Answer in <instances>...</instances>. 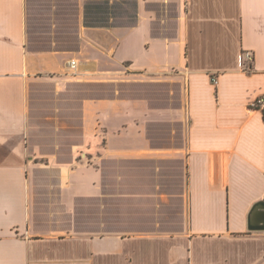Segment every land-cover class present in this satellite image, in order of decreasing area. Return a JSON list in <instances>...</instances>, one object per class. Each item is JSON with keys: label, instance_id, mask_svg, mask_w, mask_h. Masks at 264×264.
<instances>
[{"label": "crops", "instance_id": "1", "mask_svg": "<svg viewBox=\"0 0 264 264\" xmlns=\"http://www.w3.org/2000/svg\"><path fill=\"white\" fill-rule=\"evenodd\" d=\"M85 1L0 0V264H264V0H136L129 26L85 25ZM69 59L181 102L85 99L36 151L30 85L61 90Z\"/></svg>", "mask_w": 264, "mask_h": 264}, {"label": "trees", "instance_id": "2", "mask_svg": "<svg viewBox=\"0 0 264 264\" xmlns=\"http://www.w3.org/2000/svg\"><path fill=\"white\" fill-rule=\"evenodd\" d=\"M84 8V23L88 26H129L133 25L137 18L136 0H86ZM121 84L112 81L66 83L65 89L56 97L53 83L49 81L32 82L29 89L30 138L32 139L38 135V133H35L38 128L42 129L44 127L38 122L43 119V115L37 114L41 109V105L46 104V106L53 107V103L57 101V107L64 111H81V103L85 99L124 97L119 88ZM68 117L70 118V113H68ZM51 136L53 137V134Z\"/></svg>", "mask_w": 264, "mask_h": 264}, {"label": "rangeland", "instance_id": "3", "mask_svg": "<svg viewBox=\"0 0 264 264\" xmlns=\"http://www.w3.org/2000/svg\"><path fill=\"white\" fill-rule=\"evenodd\" d=\"M66 80L62 86V89L55 92L54 88V95L57 97V95L63 91L65 88L66 83H80V82H93V81H80L76 78H73L70 75H66ZM132 81V82H131ZM144 80H120V81H113L115 83H122L119 88L121 89V93L124 96H128L129 92L130 94H136V95H149L150 101H159V100H165L168 99L169 102H172L174 105L181 102V97L178 94V89H176L173 82H169L168 84H159L156 83L155 85H148L145 86ZM101 82H111V81H101ZM136 83V84H135ZM54 87V86H53ZM173 90V94H167L166 92ZM147 93V94H146ZM52 94V93H49ZM155 94V95H154ZM158 97V99H153L152 97ZM159 97H161L159 99ZM57 101L53 103V107L50 105L43 104L40 106V110L37 112L39 115H43V119L41 121H38L40 125L44 126L42 129L38 128L35 133H38L37 136L30 139V146L31 144H34V149L36 151H47L50 152L53 145H57L59 147V151L64 150V145H67L69 143L66 139L68 136L70 137H76L78 136V131L80 130V111H64L57 107ZM68 113H70V118L68 117ZM53 134V137L51 136ZM78 157L81 158L80 152H78ZM35 161L39 162H46L48 163L50 161L49 157L44 158H37ZM41 171L42 178L44 181H46L47 177L44 175L43 170Z\"/></svg>", "mask_w": 264, "mask_h": 264}, {"label": "built area", "instance_id": "4", "mask_svg": "<svg viewBox=\"0 0 264 264\" xmlns=\"http://www.w3.org/2000/svg\"><path fill=\"white\" fill-rule=\"evenodd\" d=\"M253 55L251 52H245L243 54V60L245 61H250L252 60ZM78 61L76 59H69L67 61V69H66V74L65 75H70L73 78H76L77 80H84V73H81L78 70ZM211 80L213 83L217 82L216 76L212 75ZM253 107L258 106L259 109L263 112L264 114V96H260L256 99V101L252 104Z\"/></svg>", "mask_w": 264, "mask_h": 264}, {"label": "water", "instance_id": "5", "mask_svg": "<svg viewBox=\"0 0 264 264\" xmlns=\"http://www.w3.org/2000/svg\"><path fill=\"white\" fill-rule=\"evenodd\" d=\"M248 224L251 230L264 229V199L256 202L251 208Z\"/></svg>", "mask_w": 264, "mask_h": 264}]
</instances>
